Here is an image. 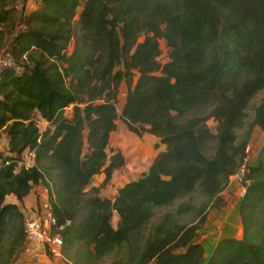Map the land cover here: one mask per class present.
<instances>
[{
  "label": "trees",
  "instance_id": "16d2710c",
  "mask_svg": "<svg viewBox=\"0 0 264 264\" xmlns=\"http://www.w3.org/2000/svg\"><path fill=\"white\" fill-rule=\"evenodd\" d=\"M34 1L14 34L15 0H0V51L10 34L15 64L0 76V134L8 138L0 154V264H13L26 247L23 214L6 199L22 203L40 184L54 192L67 264H264V146L244 179L243 238L220 241L207 261L196 243L254 131L264 133V0ZM160 41L169 48L165 64ZM37 114L48 124L43 132ZM118 120L165 150L110 200L100 190L125 165L109 147ZM25 153L34 155L31 168L22 165ZM98 175L102 185L91 187ZM195 193L205 199L198 208L184 201ZM178 200L175 213L144 234L155 209ZM192 213L191 224L180 223Z\"/></svg>",
  "mask_w": 264,
  "mask_h": 264
},
{
  "label": "rangeland",
  "instance_id": "374dc122",
  "mask_svg": "<svg viewBox=\"0 0 264 264\" xmlns=\"http://www.w3.org/2000/svg\"><path fill=\"white\" fill-rule=\"evenodd\" d=\"M36 7L37 4L34 0H15L14 5L9 8V12L11 13V15H14L16 17L15 23L13 24L14 28L12 29L14 34L19 32L20 30H23L24 27L21 23V19L24 16L28 15L30 12H32ZM6 36L8 37V39L5 41V47L0 51V56L3 54L4 51L10 48L11 39H13L10 34H7ZM160 49L161 55L158 58V61L162 64H165L169 61V48L166 46L165 41H160ZM126 94L127 87L125 84H122L119 89L117 103V110L119 113L121 111L122 106L124 105ZM262 98L263 94L258 95L252 101V105L257 106ZM208 110L209 108L200 109L198 114L204 115ZM249 113L251 116H253L252 110H250ZM67 114L68 116H71L72 108H69L67 110ZM35 123L37 124L41 132H43L48 127V124L44 123V121L40 118L39 114L35 116ZM208 125L211 132L215 133L217 124L214 121H209ZM243 134L244 130L239 132L240 137H242ZM258 134L259 131H254L252 142L249 146L250 152L248 154L247 161L248 167L257 165L258 156L264 146V133H260L259 135ZM133 137L134 136L131 133L127 132H124V134L119 133L114 136H111L109 145L110 149L115 151L112 148L113 145L119 144L118 146L123 148V150L128 156V163L127 167L123 169L120 168L114 171L113 174H115V178L108 185L101 188V194L103 191V193H107V191H117L118 189H121V187L123 188L125 185L129 184L130 181L139 179L143 175L142 173L147 169L146 164L143 163L146 157L147 149L145 148V146L147 145V143L142 141V143H139L137 146L135 144L132 145L131 142H134ZM7 140L8 138L5 134H0V154L2 155L6 154L8 151V148L6 149V145H8ZM211 145L212 144H210V146ZM154 147L153 149L155 150L154 152L156 154L157 152H160L162 150L156 149ZM208 151L211 155L214 150L212 148H209ZM32 165L34 166V164ZM240 194L241 189L239 188V186L234 182H230L228 188L220 195L222 201L219 203L215 202V204L210 205V207L208 208V211L205 216L206 219L204 227L201 231L198 232V236L196 239V243L201 244L205 250V261L209 259L214 248L220 241L229 238L239 240L243 238V226L239 214V207L242 200ZM110 195L117 197L113 193H111ZM8 200H10V197L6 199L7 203ZM182 201L183 200H178L172 207L169 208H156L154 211L153 218L143 231L144 234H148L151 225L159 222L164 215L169 213L174 214L177 206ZM184 201H188L189 203L194 205L195 208H198L205 201V199L202 198L198 193H195L193 198H191L190 200L186 198V200ZM36 207L37 203L34 207H31L29 210H27L24 206L22 211L23 217H25L26 214H29V212L33 211ZM193 217L194 213L187 215L184 218H181L179 221L182 224H191L193 222ZM118 221L119 218L115 214L112 219V225L114 228L117 227ZM107 260V264L112 261V259ZM59 262L66 263L65 260H59Z\"/></svg>",
  "mask_w": 264,
  "mask_h": 264
},
{
  "label": "built area",
  "instance_id": "2783aa9c",
  "mask_svg": "<svg viewBox=\"0 0 264 264\" xmlns=\"http://www.w3.org/2000/svg\"><path fill=\"white\" fill-rule=\"evenodd\" d=\"M14 60L8 51H4L0 56V76L7 68H14ZM250 147L246 150V158L239 167L235 175L230 178L231 183H236L241 189V198L246 194L245 176L248 172V154ZM22 165L31 168L33 165L26 164L24 157ZM37 193V207L26 214L23 221V231L25 236V252L29 253L35 246L41 247L45 255L51 262L64 260L62 254L63 239L60 234L61 228L58 226L54 215L51 199L55 198L52 188L40 184Z\"/></svg>",
  "mask_w": 264,
  "mask_h": 264
},
{
  "label": "crops",
  "instance_id": "0c3cea01",
  "mask_svg": "<svg viewBox=\"0 0 264 264\" xmlns=\"http://www.w3.org/2000/svg\"><path fill=\"white\" fill-rule=\"evenodd\" d=\"M44 123L46 124V122H44ZM116 124H117V130L111 136H114V135L119 134V133L124 134V132L130 133L128 131L126 125H124V123H122V121L118 120ZM133 136H134L133 137L134 142L133 143L131 142L132 145L135 144L137 146L139 143H142V141L147 143V145L145 146V148L147 149V152H146L147 158L145 157L144 162H143L146 164L147 169L142 173V174H145L148 172L149 168L151 167V165L154 162L157 155L160 152L165 150V147L160 146L159 150H161V149L162 150L160 152H157V154H156L154 152L155 150L153 149L154 145H156V143H157L156 137L151 136V135H147V134L144 135L142 138H138L135 135H133ZM135 139H137V140H135ZM7 144H8V142H7ZM118 145L119 144H117V145L114 144L112 148L115 150V152H120L123 155V157L125 158V165H124V167H122V169H123V168L127 167L128 156H127L126 152L123 150V148H121ZM7 148H8V145H6V149ZM23 156H24V160H25L26 164H30V165L34 164V155L32 153H25ZM114 178H115V174H113L112 180ZM136 180H132L130 182H133ZM103 181H104L103 175L95 176L92 180L91 187H100L102 185ZM40 189H41L40 186L34 187L32 189L31 194L26 199H24V201L22 203H18V201L16 200L15 197H10V200H8V204H17L21 212L23 211L24 206L26 207L27 210H29L31 207H34L35 204L37 203V195L36 194L38 193V191ZM118 190L117 191H113V190L107 191V193H103L104 192L103 191L101 196L104 198L110 199V200H114L116 197H114L113 195H110V194L113 193L114 195L117 196ZM6 203H7V201H6ZM13 264H66V263L59 262V261H55V262L49 261V259L47 258V256L45 255V253L41 249V247L35 246L31 252L27 253L24 251L23 253H21L19 258Z\"/></svg>",
  "mask_w": 264,
  "mask_h": 264
}]
</instances>
